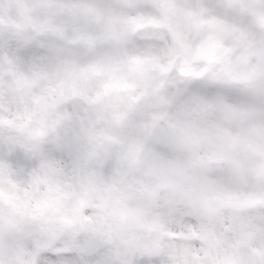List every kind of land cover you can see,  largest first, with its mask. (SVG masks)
Returning <instances> with one entry per match:
<instances>
[{
  "label": "clouds",
  "instance_id": "1",
  "mask_svg": "<svg viewBox=\"0 0 264 264\" xmlns=\"http://www.w3.org/2000/svg\"><path fill=\"white\" fill-rule=\"evenodd\" d=\"M0 264H264V0H0Z\"/></svg>",
  "mask_w": 264,
  "mask_h": 264
}]
</instances>
